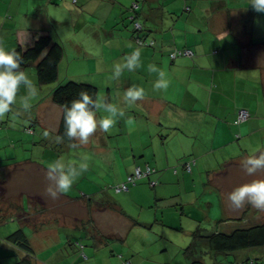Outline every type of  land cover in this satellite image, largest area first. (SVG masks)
Listing matches in <instances>:
<instances>
[{
	"label": "crops",
	"instance_id": "1",
	"mask_svg": "<svg viewBox=\"0 0 264 264\" xmlns=\"http://www.w3.org/2000/svg\"><path fill=\"white\" fill-rule=\"evenodd\" d=\"M136 1L137 4L134 3ZM134 4L138 5L136 22L143 26L144 35L154 40V46L142 47L135 42L134 24L131 22L133 14L129 10ZM0 6V42L5 50L32 45L37 38L52 34L54 24L62 30H69L73 36L70 40L74 43L71 54L82 56V61L81 65L71 68L64 40H61L60 32H56L61 43L58 42L64 48L59 76L62 74L66 81L97 87L98 99L116 105L125 113L108 133L98 128L87 145L74 148V156L68 152L50 153L51 163L62 159L66 165L77 167L82 162V156L90 157L85 174L80 175L70 192L57 198L59 208L81 205L79 214L78 211L71 214L73 217L79 216L70 220L68 226L71 233L66 232L65 227L52 229L47 226L50 224L48 222L39 226L40 221H34V215L42 216L51 207L43 204V197L39 195L43 191L24 187L21 193L17 192L20 198L15 201L14 209L8 208L7 202L3 208L4 202L0 196V245L5 249L0 254L1 264H9L25 256L17 244L6 242L19 228L24 230L33 249V264L47 263L46 258L35 259L37 249L50 247L51 255H65L69 248L65 252L55 248L57 245L68 246L64 243L69 237V240L77 243L86 237V241H90L88 237L95 236L93 244L98 242L102 247L109 241L105 235H115L119 237L118 240H123L124 245H129L131 232H128V222L132 224L137 221H133L128 213V208L133 206L123 193H118V200L112 199L113 194L101 193L104 183L95 171L99 165L112 166L117 183L124 179L117 174L120 166L123 167L124 176L131 175L137 167L145 170L149 166L154 169L148 178L136 181L132 192L133 186H130L129 198L136 205L143 203L144 199L146 203L155 204L153 197L167 202L172 198L169 193L177 189L175 196L179 195L180 204L190 203L193 206L209 191L211 198L220 203L225 213L223 219H228V215H238L245 209L246 206L234 210L228 200L229 193L254 180H264V171L250 176L242 166L250 156L264 152V67L259 61L260 57L251 53L263 41L258 42L253 38V21L259 13L251 7V0H0ZM52 8L55 10L54 16L49 13ZM5 11L10 16L5 17ZM234 11H238L236 16ZM244 20L246 25L242 34L236 33L234 28L241 29L239 22ZM136 48L141 50L142 66L131 72L125 70L119 79H112L114 65L122 63L123 58L131 55ZM183 48L191 50L193 56L170 58L174 50ZM66 55L68 57L65 58ZM91 62L95 66L87 72L86 63ZM149 64L165 72L167 89H154L159 76L148 71ZM25 72L35 83L38 97L31 101V109L24 111L19 97L26 96L27 90L21 87L12 111L0 119V188L4 191L8 189L4 184L13 177L12 169L24 164H20L22 159L12 160L18 157L19 152L27 150L26 145H31L30 140L25 138L28 135L24 132L25 128L32 120L42 127L49 126L48 118L42 113L46 106L54 103L45 91L49 87L39 85L32 71ZM133 85L144 88L146 96L144 100L130 105L125 102L124 93ZM57 106L61 112L58 119L60 126L63 111ZM241 107L250 110L255 118L236 124V113ZM107 115L101 109L97 112V119ZM59 126L51 135L52 141L58 142L56 134ZM46 131V135L51 134V131ZM58 143L60 148H64V144H69V147L73 143L79 144L76 140ZM13 150L15 156L11 152ZM190 161H195V165L188 170L185 166ZM26 162L29 161L26 159ZM44 170V174L43 171L41 174L46 178L48 169ZM151 176L157 181L151 187L153 191L148 189ZM82 182L88 186L79 190ZM34 199L41 201L39 207H44V211L37 207ZM156 206L163 213L161 219L154 221L161 225V229L183 231L184 217L193 222L191 235L202 225L200 220L186 216L183 208L178 211L172 204H166L165 209ZM167 208L172 211H166ZM58 213L65 216V211ZM108 213L113 214V222L120 224L123 233L115 232L118 231L117 226L106 216ZM89 217L94 230L81 234L78 222ZM211 221L214 222V219ZM137 222L141 223L136 224L140 226L154 223ZM51 230H54L53 234ZM141 232L140 239L152 237L155 240L157 235L148 236L146 232ZM34 240L37 242L35 245ZM84 251L90 257L94 253L85 248ZM95 253L97 255L91 260L95 264H121L123 261L121 258H108L115 254L114 249L110 255L99 256L97 251ZM124 254L126 252L122 248L124 259L135 256L129 250L127 257ZM80 255L70 264L80 261ZM131 261L135 264L151 262L146 257ZM177 262L184 264L181 260Z\"/></svg>",
	"mask_w": 264,
	"mask_h": 264
},
{
	"label": "rangeland",
	"instance_id": "2",
	"mask_svg": "<svg viewBox=\"0 0 264 264\" xmlns=\"http://www.w3.org/2000/svg\"><path fill=\"white\" fill-rule=\"evenodd\" d=\"M0 9H1V6H0ZM234 12L236 16L238 11H234ZM49 13L50 15L54 16L55 10H53L52 8V10H50ZM4 15L5 17L10 16V15H7V11L4 12ZM239 23L242 25V28L241 29L234 28V31L236 33L242 34V31L244 30V27L246 25V20L241 21ZM253 25H254V28H253L254 40L258 42L264 41V13L257 14V19L255 20V22L253 21ZM54 26L56 30L52 28L53 38L54 40L60 42V39L58 40L57 35H56V32H60V36L62 37L61 40H64V44L67 50V55H69V57L66 55L65 58L68 57V61L70 62L71 68L74 69L78 65H81L80 61H82V56L77 57L75 53L71 54V49L74 47L73 46L74 43L70 40L73 38L72 33L69 30H62L57 24H54ZM257 47L258 48H254V50L251 51V53L253 54V56H256L257 58L260 57L259 61L261 65H263L264 67V56L262 55L264 51V46L260 44ZM257 55H260V56H257ZM257 58H255L254 63L256 62ZM94 66L95 64L92 62L90 64L86 63L87 72H89L90 68ZM82 68L84 69L83 66ZM67 81L64 78V76L61 74L58 77L56 82L48 84L46 86V87H49V89L45 91H47L48 94H50L51 99H52L53 89L59 84H63ZM42 114H44L50 122L49 126H47L48 128L42 127V125L35 123V120H32L30 124L27 125L24 132H26L28 135H26L25 138L30 140L31 145H26L27 150L19 152L18 157L12 160V161H18L22 159L23 161L20 164L22 163L24 164H22L23 166H18L12 169L13 172H11V174L13 175V177L11 178L10 182L8 181L4 184V187L8 189L4 191L0 188V196L4 202L3 208H5L6 202L8 203L7 205H9L10 201L12 203H15L17 198L18 197L20 198V195L17 192L21 193L22 192L21 189H23L24 187L35 188V189H38L39 191H43V193H39V195L43 197L42 202L44 205L51 206V207H49L47 213H44L42 216L34 215L33 216L34 221H40L38 224L39 226H41L42 223L48 222L50 224H47V226L49 225L50 226L49 228H52V229H55V227L57 226L62 227L61 225L65 224L67 225V228H65L66 232L71 233V229H70V226H68V224L69 225L71 224V221H70L71 218L77 219L79 217L78 214L80 213V210H81V208L79 207L81 205L78 207L77 205L72 204L70 205L69 208H59L58 207L59 200L52 199L51 196L47 193L46 189L49 187L50 182L46 180V178L43 177L42 174H44V171H46L44 169H48V166L51 164L50 153L55 152V154H57V152H66V153L68 152L70 156H74L76 149L69 147L70 146L69 144H64L63 145L64 148H60L57 146L60 143L56 141H52L51 135L53 131L56 129V127L59 126V120L61 116V112L58 106L54 103H51L48 106H46V109L43 110ZM46 130L51 131V134L46 135L45 134L47 132ZM56 137H57V134H56ZM11 152L13 156H15L14 155L15 150ZM26 159L29 162H26ZM194 165L195 163L193 164V166ZM111 169H112V166L108 164H104V165H99L98 169H96L95 171L99 175L100 181L104 183L103 187L101 188L102 189L101 193L103 195L113 194L112 199L118 200L119 199L118 193L115 192V189H113V187L125 182L127 175L124 176L123 167L120 166L117 174L120 176V179L122 178L124 179L121 180V182L117 183L116 177L113 174V171ZM135 169L136 168H134V170ZM259 172H257V174ZM84 174L85 172L82 173V175ZM132 174H134V172ZM23 175H25L27 178H25ZM143 178H148V176H144ZM150 181H156V179H154L151 176ZM150 181H149L150 188L148 187V189L152 190L151 189L152 185L150 184ZM140 183L137 184V186L140 185ZM84 184L86 183L85 182L80 183V185H83V186H80L79 190H82L81 188H87L88 184L86 185ZM73 185H76V182ZM133 188L134 186L131 188V192ZM79 192L81 191H78V193ZM123 194H125V196H128V199L131 202V206H133L131 208H128V213L130 215V218L132 217L131 219L133 221L137 220V221H142L146 223L148 222L152 223L156 219H161V215L163 213L162 211L157 210L156 205L159 206V209H165L166 204L168 206L172 204V206H174V208H177L178 211H180V209L183 208L186 216H191L192 218L200 220V222L202 223L201 226L205 228L204 234L212 233L216 229L220 231L221 230L228 231L234 228L247 227V226H251L253 224L262 222L264 220V211L257 210L251 205H246L245 209L240 211V214L228 215V217H226L228 219H223V217L225 216V213L221 209L220 203L218 201H215L214 198H211V193L209 191L206 192L202 196L201 200L197 201L198 204H196L195 206L191 205L190 203L187 205L186 204L181 205L182 203L180 201L179 195L175 196V194H178L177 189L175 190V192L172 191L171 193H169L171 194L172 198L169 199L167 202L165 200L153 197V199H155L154 201L155 204L146 203L144 199L143 203H139L138 205H136L129 198L130 190L128 192H124ZM34 201L37 207H39L40 205L39 202L41 201L38 199L37 200L34 199ZM49 203H51V205H49ZM210 204H212L213 206ZM39 209L41 211L45 210L44 207H39ZM58 211L60 212L65 211V216H64L65 218L62 217L58 213ZM74 211H78V214L75 217L71 216V214H75ZM166 211H172V209L170 210L169 208H167ZM106 216L109 217L111 223L116 224L118 231H115V232L123 233V230L120 229V224H118L117 222H113V214L108 213L106 214ZM82 217H84V215H82ZM82 217L80 216V218ZM213 219H214V222L211 221ZM222 220L224 221L219 222ZM226 221H228V224H225ZM83 224L85 225L84 227L87 226L88 230L90 231L94 230L92 222L90 221V217L88 220H83ZM78 225H80L79 222H78ZM183 226H184V230L180 231V230L161 229L162 227L160 225H155L153 229L154 232H149V231L142 230L141 227L139 225L134 224V222L132 224L128 222V226H127L128 232L129 233L131 232L130 240H129L130 242H128L129 245H124V243L120 240L110 241L109 239V242L107 244H105L102 247L99 246L98 250H96V249H93L91 245H89L91 243L90 241H86V239H83L84 240L83 244L87 245L86 250L90 252H94V253H92V256L90 257L87 252H84L88 257L82 256L80 261L73 262L72 264H95L91 262V260L97 255L95 251L98 252L99 256H103V255H110L113 249L115 251V254L113 256H108L109 259L110 258H121L123 259V261L124 260L126 261V260H131V259L134 260V258L135 259L139 258L142 260L146 257L147 259L151 260L150 264H175L177 263L178 259L181 257V259H183V263L186 264V259L183 257V251L187 246L190 245V243L193 240V237L191 236V228L193 226V222L187 219L186 217H184ZM98 227L99 226L97 224V229ZM109 229L110 227L107 230ZM141 231L146 232L148 236L149 234H157L155 240L152 237H149V239L148 237L144 239H140V233H142ZM1 232L2 230L0 231V233ZM79 232L83 234L84 230L82 231L80 230ZM50 233L53 234L54 230H51ZM36 243H37L36 240H34V245ZM52 247H54V245ZM34 248L37 249V246H34ZM122 248L126 252V254H128V250H129L130 253L134 254L135 256L130 257L131 259H128V258L124 259L122 255ZM51 249L52 248L50 247L47 249H43V250L37 249L36 250L37 254H36L35 259L46 258L47 260L46 264H70V262L76 260L78 258V255L80 254L79 252L70 249L65 255L56 257L55 253L51 255L52 253ZM0 250L5 251L4 248H0ZM55 250L60 251L61 245H57ZM65 251L66 250L60 251V252H65ZM126 254H124L125 257L128 256ZM214 254L216 256L215 259H211L209 255L205 257V261L208 264H220V263L229 264L230 262H237L236 264L244 262V264H247L245 262L247 259H254L257 264H264V246L259 247V248L239 250L229 255H224L221 253H218V254L214 253ZM81 255H84V254H81ZM7 258H10V257L7 256ZM9 264H11V262ZM133 264L135 263L133 262Z\"/></svg>",
	"mask_w": 264,
	"mask_h": 264
},
{
	"label": "clouds",
	"instance_id": "3",
	"mask_svg": "<svg viewBox=\"0 0 264 264\" xmlns=\"http://www.w3.org/2000/svg\"><path fill=\"white\" fill-rule=\"evenodd\" d=\"M251 7L257 13H264V0H251ZM135 23L137 24L138 22ZM136 24H134L135 28H137ZM137 30H141V25ZM134 39L139 46H154L153 42L152 44L140 45L137 42L138 39L151 43L141 37L135 38L134 36ZM169 56L172 60L175 59L171 57V54ZM140 58L141 50L136 48L131 55L123 58L122 63L114 65L111 78L119 79L125 70L131 72L139 69L142 66ZM23 63V56L15 49L6 51L0 45V119H4L6 114L12 111V106L17 103L21 87L27 90L26 96L19 97L24 111H29L32 107L31 101L38 97L35 83L21 68ZM148 71L158 73L159 78L153 85L155 90L167 89L168 81L165 79L164 71L157 68L154 64L148 65ZM145 96L144 88L133 85L126 89L124 100L126 103L132 105L137 101L144 100ZM63 107L64 136L70 141L76 140L79 142V144H71L72 148L87 145L90 137L97 132L98 128L100 131L108 133L117 123V120L125 115L124 111L116 105L106 100L93 99L88 91H81L78 93V97L70 102V107L67 104ZM101 109L108 115L98 120L97 112ZM62 140L63 137H57L58 142H62ZM89 159L90 157L87 155L82 156V162L78 167L72 164L66 165L62 159H57L48 166L46 178L50 184L46 191L52 199H57L60 194H67L71 191L73 184L80 175L88 170L87 161ZM242 166L246 174L250 176L255 175L259 171H264V152H260L259 155L250 156L243 162ZM228 200L231 202L234 210L251 205L257 210L264 211V180H254L249 184L235 188L229 193ZM227 223L225 222V224Z\"/></svg>",
	"mask_w": 264,
	"mask_h": 264
},
{
	"label": "trees",
	"instance_id": "4",
	"mask_svg": "<svg viewBox=\"0 0 264 264\" xmlns=\"http://www.w3.org/2000/svg\"><path fill=\"white\" fill-rule=\"evenodd\" d=\"M74 1L76 2V0ZM134 3L137 4V1ZM136 4L133 5L134 7L129 8L131 13L133 14L132 21H131L132 24H135L137 20L136 9L138 5ZM143 32L145 33L143 26H141V30H137V28L135 27L133 29L135 38L141 37L144 40H148L154 43V40L147 38ZM249 44L253 45L252 42H249ZM261 44L264 46V41ZM0 45H1V42H0ZM12 50L7 49L6 51H12ZM15 50L18 53H20L24 58V63L21 65V68L27 72L32 71L35 74L36 80L38 81L39 85H48V84H51L57 81L58 76H59V64L62 61L63 56H64V48L62 44L54 40L53 34L49 33L46 36H41L37 38V40L32 45H29L26 47H23L20 45L17 48H15ZM187 50L189 49L183 48V49L174 50V51H177L176 58L193 56V53L191 55H186L185 52ZM81 91H88L90 95H92L93 99H98L97 87L91 84L80 83V82H76L73 80H68L67 82L63 84H59L52 91L53 102L59 105L63 111L57 136L63 137V141L65 142H70V140H68V138L64 136L65 126H64V107L63 106L67 104L70 107V102L76 99L78 97V93H80ZM241 109H245L249 114V117L247 118L246 121L250 120L252 117L255 118V116H253V113L250 110L241 107L237 110V113H236V117H235L236 124H242L246 122V121L237 122L238 112ZM190 163L191 165H193V161H190ZM115 187H113V189H115ZM115 192L124 193V192H117L116 189H115ZM8 208H12V209L16 208L15 203L9 204ZM223 221L224 220L219 221V222H223ZM79 223H80V225L78 226L79 231L80 230L81 231L84 230V232L89 231L87 227H84L82 225L83 220H80ZM134 223L141 224L137 221H135ZM155 225H160V224H157L154 222L149 225L145 224V225H141V226L139 225V226L143 228V230L145 231L154 232L153 229ZM64 227L67 228V225H64ZM204 230L205 228H203L202 226H198V228L192 233L191 236L193 237V240L190 243V245L187 246L183 251V257L186 259V264H208L205 261V257L209 255L211 259H215L216 256L214 253L216 254L221 253L224 255H229L239 250L259 248V247L264 246V220L262 222L253 224L251 226L234 228L228 231H223V230L220 231L216 229L212 233L204 234ZM105 236L107 240L110 239V241L119 239V237L115 235L113 236L105 235ZM65 239L67 240L68 238H65ZM69 239L67 240L66 243H64V244H68V246H64V247L61 246L60 251H64V250L67 251L68 248L70 250L72 247V250H75L79 252L80 254H84V255H80L81 257L82 256L88 257L84 253L85 252L84 248L85 250L87 248V245L83 244L84 241L79 240L77 243H75ZM88 239H90L91 243L89 245H91L92 248H95V249L99 248L100 244L98 242L96 244L94 242L93 244L95 236L88 237ZM75 240L77 241V239ZM6 242L9 244H17L18 248L25 253V256L22 259L19 258L16 261L12 262L11 264H33L31 260V256H32L31 252H33V249L30 246L29 240L23 229L19 228L15 232H13L6 239ZM0 248H3V247L0 245ZM1 251L2 250H0V254L2 253ZM178 260H181L183 262V259H181V257ZM127 261L128 260L126 261L124 260L122 261L121 264H125V262ZM245 262L247 264H257L254 259H247ZM236 263L237 262H230L229 264H236ZM131 264H133L132 261H131ZM239 264H244V262L239 263Z\"/></svg>",
	"mask_w": 264,
	"mask_h": 264
},
{
	"label": "built area",
	"instance_id": "5",
	"mask_svg": "<svg viewBox=\"0 0 264 264\" xmlns=\"http://www.w3.org/2000/svg\"><path fill=\"white\" fill-rule=\"evenodd\" d=\"M136 27H137V28H140V25L137 23V24H136ZM137 42H138L140 45L152 44V42H151V43H148V42H145V41H143V40H141V39H138ZM176 53H177V51L171 53V57H172V58H176ZM185 54H186V55H191L192 52L189 51V50H187V51L185 52ZM248 117H249L248 112H247L245 109H241V110H239V112H238V119H237V122H244V121L247 120ZM193 163H195V161H193ZM185 167H186V169L191 170L192 165H191V163L189 162V163H186V166H185ZM153 172H154V169H152V168L149 167V166H147L145 170H143V169L140 168V167H137V168L135 169V171H134V174H131V175L127 176L125 182H123V183L117 185V186L115 187V189H116L117 192H128L129 189H130V186L135 185V183H136L137 180L143 178L144 176H148V175H150V174L153 173ZM150 184H151L152 186H154V185L156 184V181H151ZM251 263H252V262H251ZM125 264H131V261L128 260L127 262H125Z\"/></svg>",
	"mask_w": 264,
	"mask_h": 264
}]
</instances>
